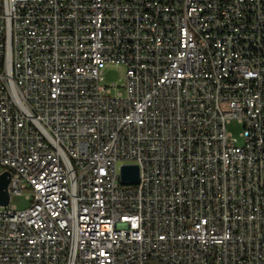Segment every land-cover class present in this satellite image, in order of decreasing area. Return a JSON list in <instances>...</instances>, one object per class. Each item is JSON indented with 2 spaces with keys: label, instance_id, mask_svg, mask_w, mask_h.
I'll use <instances>...</instances> for the list:
<instances>
[{
  "label": "built area",
  "instance_id": "obj_1",
  "mask_svg": "<svg viewBox=\"0 0 264 264\" xmlns=\"http://www.w3.org/2000/svg\"><path fill=\"white\" fill-rule=\"evenodd\" d=\"M6 171L0 264H264V0H0Z\"/></svg>",
  "mask_w": 264,
  "mask_h": 264
},
{
  "label": "water",
  "instance_id": "obj_2",
  "mask_svg": "<svg viewBox=\"0 0 264 264\" xmlns=\"http://www.w3.org/2000/svg\"><path fill=\"white\" fill-rule=\"evenodd\" d=\"M11 175L9 172L0 173V207H5L10 202L9 184ZM123 183L135 185L139 181V168L136 165L123 166L121 169Z\"/></svg>",
  "mask_w": 264,
  "mask_h": 264
},
{
  "label": "rangeland",
  "instance_id": "obj_3",
  "mask_svg": "<svg viewBox=\"0 0 264 264\" xmlns=\"http://www.w3.org/2000/svg\"><path fill=\"white\" fill-rule=\"evenodd\" d=\"M125 74V70L121 67L112 66L106 69L105 77L107 83H120ZM229 130L235 135H238L239 128L234 125L229 127ZM27 192L22 194H13L10 198V203L15 205L18 210H26L30 206V201L26 198Z\"/></svg>",
  "mask_w": 264,
  "mask_h": 264
},
{
  "label": "bare ground",
  "instance_id": "obj_4",
  "mask_svg": "<svg viewBox=\"0 0 264 264\" xmlns=\"http://www.w3.org/2000/svg\"><path fill=\"white\" fill-rule=\"evenodd\" d=\"M122 82V81H121ZM134 165V161H126L125 160H116V170L117 172H121L123 166ZM120 184H129L128 182L123 183L120 177Z\"/></svg>",
  "mask_w": 264,
  "mask_h": 264
}]
</instances>
